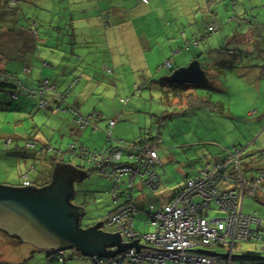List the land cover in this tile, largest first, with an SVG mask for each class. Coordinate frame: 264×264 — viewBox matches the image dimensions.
<instances>
[{
    "label": "rangeland",
    "instance_id": "1",
    "mask_svg": "<svg viewBox=\"0 0 264 264\" xmlns=\"http://www.w3.org/2000/svg\"><path fill=\"white\" fill-rule=\"evenodd\" d=\"M118 1L119 0H109L108 3L114 5L115 3L117 4ZM218 1L220 2L218 5H211L210 12L218 16V22L221 24V27L216 33H213L209 39L211 40V44L216 45V47L221 44V48L227 47L231 50H237V41L240 39L235 36L236 38L234 37L235 40H233L232 32L235 31L237 33L239 30L245 31L250 26L247 22L250 20L253 21V18L261 21L262 19L264 20V0ZM90 2L91 0H51L53 7L52 11L56 13L55 15H51L54 26L52 28L48 25L45 29L49 30L50 34L55 35H58L60 31H72L73 28L78 29L75 25L73 26L71 24L73 19L70 14L74 13L72 15L73 17H80L84 14L90 15L91 13H77L80 8L79 4H88ZM93 2L96 3V0H93ZM98 2L101 1L98 0ZM117 6L120 5L117 4ZM125 6L126 10L112 13L111 21L108 22L109 31H112L113 27L116 26L115 31L120 35L119 37H122V42L121 39L115 38V45L110 44L105 55L109 59H111V56L114 57L116 63L124 64L125 74L123 78H121V81H118V88H115L113 86L115 84H112V82H106L105 86H111L112 90H107L108 92L106 91L105 102L101 105L107 113L110 110V107L113 106L114 102L119 106L117 112H119L120 116L116 119V125L118 126L116 133L121 139L127 142L149 138H157L159 140L157 143V153L162 165L160 168L158 166L157 169L160 172L159 176L162 185L161 188L153 192L147 188L143 189V194H148L150 195V198L153 199L152 205L155 208H161L164 203L167 204L180 187H182L185 181L188 178L194 177L200 168L211 160L208 155L211 152L216 154L219 151L221 152V150H225L223 152L232 151L239 144L238 148L242 151L239 161L246 175L254 173L257 168L264 167V119L260 118L257 122L254 119H251L249 115H253V111L248 113L247 107L249 100L255 97L256 93L252 92L251 88H248L246 82L239 80V78L232 79V75L228 74V76H226L228 79L225 80V83L231 88V90L226 89L224 86L225 89L228 90L225 92V90L220 87L222 81L216 76L219 82V88H221L219 92L215 93V89H213L214 87L210 81L207 84L200 85V87L191 88L190 91H198L200 94V91L203 89L204 93H210L216 102L225 104L224 107L226 112H229L232 117L229 115H216V112L212 110L189 108L185 102H178V99L174 97L170 85L167 82L163 83L161 81L163 77L166 78L171 76L168 71L162 70V72L150 77L151 74L148 75L149 71L146 72L141 68L146 67V63L148 64L150 62L148 56H146L147 60L144 58V53H147V48L141 43L137 45L132 36L136 35L133 32L140 34L143 28L139 27L138 29L137 25L134 24L133 28L138 29L139 32L131 31L130 25L127 26L124 24L135 16L130 13L131 11L129 10L128 2L125 3ZM14 8L19 9L18 6H15ZM172 13L173 10L170 11L167 22H171V26L173 25L175 28L176 23L174 19L173 21L171 20ZM145 16L147 19L155 17V15L149 10L145 12ZM204 18L207 20L206 15H204ZM210 18H212V15ZM90 21V23H94V20L91 19ZM164 22H166V20ZM182 22L184 25L187 23L185 20ZM86 24L89 27V23ZM19 25L21 24L19 23ZM99 25L100 22L98 21L95 22L92 28H89L95 29ZM58 26L60 31H58ZM100 26L101 28H96L94 30V34H98L99 31L104 30L102 23ZM166 28L169 30L167 25ZM122 29H129V31ZM40 30L43 31L44 28L40 26ZM263 31L264 28L262 34L264 33ZM108 32L106 34L109 35ZM161 35L163 36L161 38L162 41L166 35L162 33ZM110 41L111 39L109 38V42ZM186 44L190 48L196 47L195 44L190 46L189 41ZM102 47L103 46L99 48L101 55L103 54L101 51ZM189 54H191V52L183 51L182 56L187 57ZM176 57L177 55L171 58L174 71L177 70L175 69V65L181 63L180 56L177 57V60L174 59ZM73 59H76V57L74 56ZM189 62L185 67L189 65ZM85 68L86 67L83 65L82 69L84 71L81 69L73 70L70 82H72L74 78H82V76L94 80L95 76L93 71H91L93 66L89 67L87 71ZM62 69L64 72L67 71L66 66ZM82 73H84V75H82ZM100 79L101 78L95 81H100L102 83L105 82V79ZM134 83L139 85L137 86V89L135 88V85H133ZM214 84L215 86L217 85L216 82H214ZM102 87L103 86H100L99 88ZM36 88H38V86ZM57 90L60 91L59 89ZM230 93L233 94L231 95ZM249 93L251 94L250 96H248ZM202 96L205 99L207 98L205 94ZM120 99L127 100L126 104H119ZM32 100L35 101V105L39 109L38 99L32 98ZM258 102L264 104L263 90L259 96ZM237 103H239L238 108ZM46 112L49 111L47 110ZM3 115L4 114L0 113V127L4 128L3 133L8 135L13 134L15 122L12 121V118L9 121L4 122ZM237 115H242L245 120L243 119V122L240 120L237 121ZM49 118L50 116H48V118L44 117L42 122L38 124L40 128L38 133L34 132L28 122L23 121L26 131L22 133L21 137H25L26 134L36 133L43 138H47L46 140H49L52 137L49 129L50 125L48 124ZM112 137L114 138L115 134H113ZM24 146L25 145H23V147ZM48 146H50L51 149L57 150L58 148L53 144H49ZM37 148H39V146ZM65 148L66 146L64 145L61 149ZM27 152L28 151L25 150L22 153ZM29 153L32 154L35 152ZM46 158H49V155L47 157L46 154H40L35 157L36 161H26L24 169L28 166L27 169H29L31 164L36 166V170L29 173L28 180H34L35 175L43 176L41 175L43 168L40 160ZM123 161H127L126 157L123 158ZM8 162L11 163L12 161ZM50 163V166L52 167L53 161ZM60 163H68L87 174L86 178L82 181L74 183V192L71 199L72 204L81 207L84 210L79 221L80 228L84 230L100 223L101 230L105 232L112 230L107 229L105 225L107 217L109 216L108 214L115 208V204L112 201L111 182L97 172H90L89 170L91 167L82 160L73 159L71 163L67 161ZM13 165L14 166L9 164L7 165L8 167L3 164L0 165V184H21L16 183L15 181V173L19 170V167H15L16 161H14ZM22 168L23 167L20 169ZM51 173L52 169L50 175L46 178H40L37 182L33 181V184L38 185L36 187L44 186L50 181ZM18 180H20L19 177L17 178V181ZM168 194L169 197H166ZM155 196L160 197L162 201H156V198H154ZM161 196H163V198ZM258 199L264 202V198L259 197ZM261 203L262 202H259L256 198L245 197L243 202V213H255L263 221L262 229L264 230V205ZM147 206L148 205L145 207V211H140L135 216L134 224L139 228L142 227V217L147 215ZM215 216L222 217L224 214L217 212L215 213ZM210 217H214V215L211 214ZM145 226L146 228L144 230L145 232H148V225L146 224ZM21 240L26 239H20L16 234L11 233L10 235L7 231L0 228V264H15V262H11L12 257H19V255H24L27 251H33L32 253H34V256L29 253L31 258L28 261L31 264H39V260L45 258V255L41 257L38 256L41 253H39L40 251L35 249L34 246L25 243L19 245L18 242L21 243ZM73 251L77 252L74 249L64 250L65 253ZM55 254H53L51 258L55 257ZM234 256L264 257V252H261L258 244L245 243L235 246Z\"/></svg>",
    "mask_w": 264,
    "mask_h": 264
},
{
    "label": "crops",
    "instance_id": "2",
    "mask_svg": "<svg viewBox=\"0 0 264 264\" xmlns=\"http://www.w3.org/2000/svg\"><path fill=\"white\" fill-rule=\"evenodd\" d=\"M100 1L101 2H98V0H96V3H94L93 0H91V2L88 4H79L80 8L77 13H91L90 15L84 14L80 17H73L72 15L74 13L70 14L73 19L71 24L73 26L75 25L78 28H73L72 31H69L68 33L70 35L64 36V33L60 32L59 34H61V36H64L65 38L59 39L60 37H57L55 34H50V31H46V33L48 34L43 35L40 40H38L37 38L35 42L32 41V39L28 41L26 40L27 38L23 40L22 37H24V33L22 32H19L15 35H12L11 32L7 34L6 32H8L7 30H9V28L14 29L17 28V26H15V24L11 26L7 25V21L15 22V20L13 16H11L12 18L7 20L6 16L4 15L3 9L0 10V71L15 73L18 76L20 83L22 82V86L30 89L36 88L39 82L43 80V78H46L55 89L57 88L62 91L64 90V88L66 90L68 85L71 83L70 79L72 77L71 73L73 70H83L82 66L84 65L86 67L85 70L87 71L89 67L93 66L91 71H93L94 73V80L83 76L82 78H74L78 79V82L76 83V87L73 89V91L68 93L66 101L68 103L75 104L78 112L82 116H89L93 113L99 114V120L93 123V125L87 126L83 130H78L73 124V117L70 112H52L57 103L50 93H47L46 98L48 101V106L44 111H41L35 105V101H33L35 99L32 100V98L23 94H19L16 99H13L11 96L12 89L3 88L0 86V113L4 114V122L9 121L11 118L12 121L15 122V129L13 134H4V128L0 127V165L3 164L4 166H7L10 164L14 166V161H16L15 167H19V170H17V172L15 173V181L16 183H21L19 185H10L7 183L0 185L20 187L23 180L26 179L30 182L31 185H34L35 187L38 186L36 184H33V181L37 182L40 178H46L53 168V166H50L51 163L48 161H53V163L66 162V159L63 157L59 158L63 160L53 159L51 157L52 154L46 153L44 151L40 152L42 149L48 148L49 144H53L58 148H62V146L64 145L66 146V148H68L69 145L77 144L78 147L83 146L89 148L91 151L106 154L107 150L114 146V141H125L121 139L120 136L116 133V130L118 128L117 125L111 133L110 137L112 138V140L108 139L106 135L107 122L113 119L116 120L120 116L119 112H117V108H119V106L114 102L113 106L110 107V110L107 113L101 105L103 102H105L106 93L108 92L107 90H112L111 86H105L106 82H112V84H115L113 86L115 88H118V81H121V78H123L125 74L124 64L116 63L115 58L112 56L111 59L105 56L108 46L110 44L115 45L114 39H121L122 37H119L120 35L115 31L116 26L113 27L112 31H109L108 28L105 29V27L103 26L104 30L99 31L98 34H94V30L96 28H101V18L103 17V14L109 13L110 22L112 13L126 10V2H128L129 10L131 11L130 13L134 14L135 16L126 21L124 24L127 26L130 25L131 31L139 32V27L143 28L140 34L133 32L136 35L132 37L137 45L141 43L145 48H147V53H144V58L147 60L146 56H148L150 62L148 64L146 63V67L141 68H143L146 72L149 71L150 73L148 72V75L151 74L150 77L154 76V74L156 73H160V71L158 72V70L161 69L160 66L164 63V61L169 60V62H171V58L175 57L176 55L177 57L180 56L181 63L175 65V69L183 68L189 61V63H191L194 60H197L201 66L203 57H207V63L210 65H218L220 63L224 67L230 66V64L235 65L229 57H223L219 54L222 45L219 44V46L216 47V45L211 44V40L209 39L211 35L204 42H199L196 47H189L188 50L183 49L188 41H193L196 37H198L197 34H201V31L205 28V24L210 21L218 22V16L210 12V7L213 4L218 5V3H220L219 1L216 3L211 0H119L117 4L120 5L121 8L120 6H117L116 3L114 5L109 4V0ZM20 9L24 14L23 19H29V17L32 16V18H37L40 23H47L51 27L54 26V24L52 23L51 15H55L56 13L52 11L53 7L51 4V0H35L32 4L21 3ZM147 10L151 11L155 15V17L147 19V17L145 16V12ZM171 10H173L171 20L173 21L174 19L176 23L175 28L173 27V25L171 26V22H167V19L169 18L168 15L170 14ZM204 15L207 16V20H205ZM211 15L212 18H210ZM91 19L94 20V23H90ZM165 20L166 22H164ZM183 20L187 22L185 25L182 22ZM98 21L100 22V25L95 29H90L93 27L95 22ZM251 22V28L253 25H255V27H259L263 30V19L261 21L259 19L253 18V21ZM86 23H89L90 28ZM134 24L137 25L138 29L133 28ZM24 25L27 26L26 19L24 20ZM166 25L169 27V30H167ZM220 27L221 24L220 26H218L217 30L214 33H216ZM122 30L129 31V29ZM107 32L109 33V35L106 34ZM161 33L166 35L164 40L162 41L161 38L163 36L161 35ZM232 33L236 35L235 31H233ZM250 34L252 33L237 35L241 40L246 38L249 39L246 42H250ZM56 37L58 38L57 42L54 41L57 39ZM109 38L111 39L110 42ZM258 38L264 39V33L262 34V31L260 32L258 30ZM69 39L71 40V44L73 45H68L70 43ZM260 43L261 41L258 40L257 44L260 45ZM101 46H103L101 49L103 53L102 55L100 54L99 50ZM262 47L264 51V43ZM183 51L191 52V54H189L187 57H184L182 56ZM212 53H216V55L214 56ZM74 56L76 57V59H73ZM177 57L174 59L177 60ZM171 64H173V62H171ZM246 64H248V66L251 68L253 66V61H248ZM243 65H245V62H243L240 66ZM65 66L67 68L66 72H64L62 69ZM24 67H26L30 71V73H23L22 69ZM82 75H84V73H82ZM99 78L105 79V82L102 83L100 81H95L97 79L99 80ZM210 82L215 89V93L219 92L221 88H219L218 80L211 79ZM214 82H216V86ZM246 84L249 85V88H251L254 93H256L254 99H257V101H259V96L262 90L264 91V81H258V83H251L250 81V83ZM133 85L138 84L134 83ZM100 86L103 87L99 88ZM226 89L224 87L225 92L231 90V88H228V90ZM254 90H256V92ZM119 104H121V102ZM256 105L259 106L256 107ZM255 107L257 108V112L261 111L262 113H264L263 103L255 104ZM47 110L49 112H46ZM250 111L251 110L248 108V113H250ZM48 116H50V118L48 119V124L50 125L49 129L51 131L52 137L49 140H46L47 138H43L36 133L40 131L38 124L42 122L44 117L48 118ZM23 121L28 122L36 133L26 134V136L22 138V133L26 131ZM113 134H115L114 138L112 137ZM6 139H10L11 142L7 147L5 145ZM29 140H32L36 143L35 151L22 153L25 151L23 145H25L26 141ZM144 140L147 139L131 140L128 141V143H137ZM38 146L39 148H37ZM29 152L35 153L30 154ZM40 154H46L47 157L49 155V158H46L47 160H40L43 168L41 175L43 176L35 175L34 180H28L27 178L29 176V173L34 172L36 170V166L31 164L29 169H27L29 166L24 169V164L26 163V161H36L35 157ZM210 154L215 153L211 152ZM216 155L218 156L216 157ZM216 155L215 159L211 158L212 160L210 161H216L218 160L216 158L222 157V155L224 154L219 151L218 153H216ZM75 159L80 160L77 158ZM8 161L12 162L9 163ZM159 163L160 164L158 166L160 168L162 165L160 160ZM158 166H156V174L160 179V185H162L161 178L159 176L160 172L157 169ZM21 167L23 168L20 169ZM18 177L20 180L17 181ZM195 177L196 175L192 178ZM182 187H180V189ZM145 188L146 187L140 180L136 181V185L133 191V203L138 209V212L143 210L145 211L146 205H152L153 199L150 198V195L143 194V189ZM176 193L174 194V196L176 195ZM169 194L166 197H169ZM161 197L163 198V196ZM154 198H156V201L158 202L162 201L160 197L155 196ZM172 199L167 204H169ZM167 204L164 203L161 208H155L154 206L153 207L156 210L162 209ZM146 224L149 228L148 232H145L144 230L146 228ZM134 230L141 234H147L153 231L151 224L147 220V215L142 217V227L139 228L134 224ZM23 243L30 244L34 246L35 249L40 251L39 253H41L42 255L39 254V257L45 255L44 259L42 258L39 260V264L91 263L90 258H84L79 253L74 251L68 253L64 252L65 259L63 260V262H60L56 259V256L51 258L53 254L46 253L42 247H39L38 245L27 240H21V243H19V245ZM32 252L33 251H27L24 255H19V257H12L11 262H15V264H31L28 260L31 258V256H29V253L34 256V253Z\"/></svg>",
    "mask_w": 264,
    "mask_h": 264
},
{
    "label": "built area",
    "instance_id": "3",
    "mask_svg": "<svg viewBox=\"0 0 264 264\" xmlns=\"http://www.w3.org/2000/svg\"><path fill=\"white\" fill-rule=\"evenodd\" d=\"M216 30L215 26L209 28L211 32ZM165 66L168 67L169 63H165ZM24 72H28V69L25 68ZM76 81L61 92L47 80L42 81L38 88L30 89L22 86L15 76L0 72L1 83L13 84L17 88L12 94L13 99L19 94L37 98L38 107L46 109L47 93H50L57 103L52 112H70L76 129L83 130L99 120V114L82 116L75 104L66 101L69 90ZM119 101L122 104L127 102L124 99ZM114 125L115 121L109 123L106 130L108 139ZM5 143L7 147L11 143L10 139H6ZM35 144L32 140L26 141L24 149L30 151ZM74 148V144L69 145L63 150V155L70 156L74 153ZM77 149L76 158L85 163L96 167L102 161L107 163L101 153L83 146ZM46 150L53 151L51 148ZM157 151V143L151 140L139 143L122 140L114 142L110 152L113 155L107 163V179L112 184L115 209L105 222L106 228L112 230L106 232L118 233L121 243H131L138 239L137 243L145 248L139 247L138 251L130 248L115 257H92L90 264H264V257L243 259L234 256L235 246L245 243L258 244L261 252H264L262 220L255 213H243L244 198L253 197L254 190L246 192L249 183L243 181L240 175L237 154L229 161L234 168H226L227 165L222 163L205 166L200 176L186 181L172 201L162 209L156 210L149 204L146 212L152 232L141 234L134 230V219L138 212L133 203L136 181L140 180L152 192L161 186L156 174V166L160 164ZM124 157L127 161H123ZM228 169H234L237 177L229 176ZM104 171L101 169L100 173ZM263 174L257 178L258 182L264 183ZM217 212L224 216H215ZM211 214L214 217H210ZM55 256L60 262L65 259L64 251L56 252Z\"/></svg>",
    "mask_w": 264,
    "mask_h": 264
},
{
    "label": "water",
    "instance_id": "4",
    "mask_svg": "<svg viewBox=\"0 0 264 264\" xmlns=\"http://www.w3.org/2000/svg\"><path fill=\"white\" fill-rule=\"evenodd\" d=\"M164 80L172 84L204 85L209 82L197 60L171 73ZM87 174L66 163H57L50 183L41 188H16L0 185V228L8 234L42 247L55 254L67 249L76 250L82 257H115L130 248L141 246L134 240L121 243L118 233L101 230V224L81 229L83 208L71 204L74 183ZM201 253L211 254L207 251Z\"/></svg>",
    "mask_w": 264,
    "mask_h": 264
},
{
    "label": "trees",
    "instance_id": "5",
    "mask_svg": "<svg viewBox=\"0 0 264 264\" xmlns=\"http://www.w3.org/2000/svg\"><path fill=\"white\" fill-rule=\"evenodd\" d=\"M34 1L35 0H0V10L3 9V12H4V15L6 16V19L8 20V19L12 18L11 16H13V18L15 20V22L7 21V25L11 26V25L15 24V26H17V28H14V29H10L9 28V30H7L8 32H6L7 34H9L11 32L12 35L13 34L15 35V34H17L19 32H22V33H24V37H22L23 40H25L27 38L26 40L30 41V39H32V41H34V42L37 40V38H38V40H40L43 35L48 34V33H46V31H49V30H46L45 27L48 26L49 24H47V23L44 24L42 22L40 23L38 21V19L35 18V17L32 18V16H30L29 19L25 18L26 22H27V26L24 25V20L25 19H23V15L24 14L22 13V11L20 9V5H21V3H23V4H30L31 3L32 4ZM194 1H196V0H194ZM211 1H214L216 3L218 2V0H211ZM15 6H18L19 9L18 8L17 9L14 8ZM109 17H110L109 13L108 14L105 13V14H103V17L101 18V21H102L103 26L105 27V29L108 28ZM19 23L21 25H19ZM247 23L250 24V26L245 31H240L239 30L236 33V35L233 34L232 38H233V40H235L236 37L238 38L237 34L243 35V34L252 33V34H250L251 35L250 42H246L249 39L244 38V39L241 40L239 38L240 40L237 41V47H236L237 50H231V49L225 47V48H220V51H219V54L221 56L229 57L234 62L235 65H231L230 64V66H227V67H224L221 63L218 64V65H215V64L210 65V64L207 63V61H208L207 57H203V59L201 61L202 62V64H201L202 67L201 66L200 67L205 72V74H206L207 78L209 79V81L211 79H214V80L217 79L216 76H218V78H220V81H222V85L220 87L223 90H224V86L227 87V89L230 88L225 83V80L228 79L226 77V76H228V74L232 75V77H231L232 79L239 78V80H242L243 82H246V83H250V81H251V83L252 82L253 83H258V81H264V57H263L264 56V51H263V47H262L263 43H264V39L263 38L262 39L258 38V30L261 32L262 29L259 28V27H255V25H253L252 28H251V24H252L251 20L248 21ZM40 26L44 28L43 31L40 30ZM211 26H215V27L218 28V26H220V24H219V22H216V21H210L207 24H205V28L202 30L203 32L201 31V34H197L198 37H196L193 41H189V45L191 46L192 44H195V46H197V44L199 42H204L210 35H212L214 33V32L209 31V28ZM58 29H59L58 31H60L59 26H58ZM58 31H56V32H58ZM60 32H63V31H60ZM68 32H69L68 30H65L63 32L64 36L65 35L66 36L70 35ZM56 36L60 37L59 39L65 38L64 36H61L59 33ZM57 40H58V38L56 40H54V41L57 42ZM258 40L261 41L260 45L257 44ZM71 43L72 42L70 40V43L68 45H73ZM184 47H185V50L189 49L187 44ZM212 54L214 56L216 55V53H212ZM237 60H238V64H237ZM248 61H253V66L251 68L248 66V64H246ZM243 62H245V65H243L244 67L240 66ZM165 63H169V66L166 67ZM206 63L209 65V67H208V65ZM227 63H229V62H227ZM25 68L26 67H24L22 69L23 73H24ZM160 68L161 69H159L158 72L159 71L162 72L161 70H165V69H166L165 71H168L170 74L174 72L173 65L171 64V62H169V60H165L164 63L160 66ZM0 72H4V73H8L10 75H13V76H15L17 78V80H19L18 76L15 73L7 72V71H0ZM25 73L28 74V73H30V71L28 70V72H25ZM45 80H47V79L41 80L39 82V84L42 81H45ZM75 80H77L76 83L78 82V79H74L68 86L72 85ZM161 81L163 83L167 82L170 85V87H171V89H172V91L174 93V97H176L178 99L177 101L180 102V103H184L185 102L189 108H202L203 110H206V109L207 110H212V111L216 112V115H219V116H224V115L228 116L229 115L230 117H232V115L229 112L228 113L226 112L225 107H224L225 104H223L221 102H216L213 99V97L211 96L210 93H208V94L204 93L203 89H202V91H200V94L198 93V91H190L191 88L200 87V85L197 86V85H189V84H172V83L164 80V77H163V79H161ZM19 82H20V80H19ZM48 83H49V81H48ZM76 83H74L72 88L69 90L70 92L73 91V89L76 87ZM39 84H38V87H39ZM0 86L3 87V88L12 89L11 96H12V94L14 92H16V89H17L13 84H4V83L0 82ZM135 86H138V85H135ZM248 88H249V85H248ZM254 91L256 92V90H254ZM252 92H253V90H252ZM204 94L207 96L206 99L202 96ZM250 95L251 94L249 93L248 96H250ZM179 99H181V100H179ZM255 104H259V102L257 101V99H254V97H253V98H251L249 100V102L247 104L248 105L247 107L251 110L250 112H252L253 109L255 108L254 111H253V115H249V114L248 115L251 117V119H254L257 122V120H259L260 118L264 119V115H263L264 113H262L261 111L257 112L256 111L257 110L256 107H258L259 105H256V107H255ZM238 107H239V103H237V108ZM41 110H45V109H41ZM243 119L245 120V118L242 115H237V121L240 120V121L243 122ZM111 121H115V125L111 129V133H112L113 129L116 126V120H109L107 122V128H108L109 123ZM254 122H252V123H254ZM237 124H238V122H237ZM110 140H112L111 137H110ZM147 140L148 141H150V140L151 141H155L156 143H158V141H159L157 138L156 139L155 138H149ZM114 142H116V141H114ZM137 143H139V142H137ZM75 147L76 148H74V151H73L74 153H72L69 157H66L65 155H63L64 154V152H63L64 149H61V148H57V150L53 149V151H52L53 153L52 152H47V150H46L47 148L46 149H42L40 152L44 151L46 153L52 154L51 157L53 159H59L60 157H63V158L66 159L65 161L71 163V161H73V159L76 158V156H77L76 154L78 153V149H77L78 145L76 144ZM238 147H239V144L232 151L223 152L225 150H221V152L224 155H222V157L216 158V159H218L216 161H210L209 160V162L204 164L200 168L199 172L197 174H195L196 175L195 178L199 177L201 170L204 169V167L208 166V165H214L216 163H222L224 165H227L226 168L227 167L234 168V165L233 164L230 165L229 161L231 159H233L232 156L234 154H237V161L239 163V168H240V171H241L240 175L243 178V181L249 183V187H248L246 192H248L249 190H254V196L251 197V198H256L259 202H262L261 204L264 205V202L258 199L259 197L264 198V183H261V182L257 181V178L260 177L261 174L264 173V167L257 168L254 171V173H252L250 175H246L245 171L242 169L240 161H239L242 151ZM48 148H50V146ZM111 150H112V148H109L107 150V153L103 154L104 158L107 160V163H108V161H111V158H112V155H113V154L112 155L110 154ZM30 151H35V147H34V149H32ZM60 151H61V153H60ZM97 153H99V152H97ZM208 155L210 156V158L215 159V155L216 154H210L209 153ZM217 156L218 155H216V157ZM57 163L56 162L53 163L54 164L53 168H54V166ZM107 163L104 164L103 161H102V162H100L98 164L97 167L94 166V164H89V163H86V164H88L91 167L90 170H89L90 172H92V171L97 172L98 174H100L101 176H103V177H105L107 179V173L109 172V168H108ZM53 168H52V172H53ZM101 169L105 170V171L103 173H100ZM228 172L230 174L229 176L237 177V173H236V171L234 169H228ZM49 175H50V173H49ZM51 177H52V175H51ZM195 178H190V179H195ZM190 179H188V180H190ZM50 180H51V178H50ZM25 183H27V184H25ZM49 183H50V181H48L45 185H48ZM22 187H35V186L31 185L30 182L25 179V180H23L22 185L20 187H16V188H22ZM36 188H41V187L39 186V187H36ZM113 211H111L109 214H111ZM261 230L264 232L263 229H261ZM18 243H20V242H18ZM235 257L237 258L239 256H235ZM239 258L256 259L258 257H239Z\"/></svg>",
    "mask_w": 264,
    "mask_h": 264
},
{
    "label": "flooded vegetation",
    "instance_id": "6",
    "mask_svg": "<svg viewBox=\"0 0 264 264\" xmlns=\"http://www.w3.org/2000/svg\"><path fill=\"white\" fill-rule=\"evenodd\" d=\"M72 204V203H71ZM74 205V204H73Z\"/></svg>",
    "mask_w": 264,
    "mask_h": 264
},
{
    "label": "bare ground",
    "instance_id": "7",
    "mask_svg": "<svg viewBox=\"0 0 264 264\" xmlns=\"http://www.w3.org/2000/svg\"><path fill=\"white\" fill-rule=\"evenodd\" d=\"M138 213V212H137Z\"/></svg>",
    "mask_w": 264,
    "mask_h": 264
},
{
    "label": "clouds",
    "instance_id": "8",
    "mask_svg": "<svg viewBox=\"0 0 264 264\" xmlns=\"http://www.w3.org/2000/svg\"><path fill=\"white\" fill-rule=\"evenodd\" d=\"M110 215V214H109Z\"/></svg>",
    "mask_w": 264,
    "mask_h": 264
}]
</instances>
